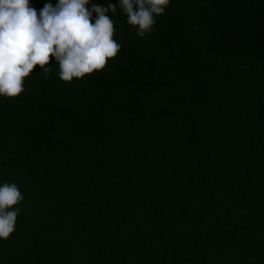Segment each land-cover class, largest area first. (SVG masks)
Returning <instances> with one entry per match:
<instances>
[{
  "label": "trees",
  "instance_id": "16d2710c",
  "mask_svg": "<svg viewBox=\"0 0 264 264\" xmlns=\"http://www.w3.org/2000/svg\"><path fill=\"white\" fill-rule=\"evenodd\" d=\"M0 264H264V0H0Z\"/></svg>",
  "mask_w": 264,
  "mask_h": 264
}]
</instances>
